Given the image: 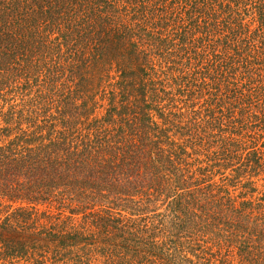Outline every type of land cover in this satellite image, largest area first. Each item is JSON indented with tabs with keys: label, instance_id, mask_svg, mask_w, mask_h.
Instances as JSON below:
<instances>
[{
	"label": "trees",
	"instance_id": "obj_1",
	"mask_svg": "<svg viewBox=\"0 0 264 264\" xmlns=\"http://www.w3.org/2000/svg\"><path fill=\"white\" fill-rule=\"evenodd\" d=\"M0 198L3 264H264V0H0Z\"/></svg>",
	"mask_w": 264,
	"mask_h": 264
},
{
	"label": "rangeland",
	"instance_id": "obj_2",
	"mask_svg": "<svg viewBox=\"0 0 264 264\" xmlns=\"http://www.w3.org/2000/svg\"><path fill=\"white\" fill-rule=\"evenodd\" d=\"M260 179H261V177H257V176L253 177L252 179H250V181L253 182L254 186L258 190L261 189V184H262V180H260ZM16 207H17V205L10 206V204L5 199H1L0 198V217L4 218L7 214H9L12 211H14L15 209H13V208H16ZM78 218H79L78 215L73 216L72 225L79 223L77 221ZM182 244L184 246L182 245L183 247H181L180 251L176 252V254L174 253L169 258L168 264H198L196 259L193 256V254L190 253V254L187 255V253H186V251H188L190 249V247H188V246H187V248H185L186 245H187V241L183 242ZM195 249H196V247H194L193 250H195ZM228 257H229V259H231L233 261V263L237 262V257L235 256V254H232V255L229 254ZM0 264H3V263L0 262ZM48 264H50V262Z\"/></svg>",
	"mask_w": 264,
	"mask_h": 264
}]
</instances>
